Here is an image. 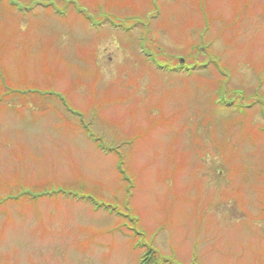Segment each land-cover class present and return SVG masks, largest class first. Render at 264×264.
<instances>
[{
  "label": "rangeland",
  "instance_id": "rangeland-1",
  "mask_svg": "<svg viewBox=\"0 0 264 264\" xmlns=\"http://www.w3.org/2000/svg\"><path fill=\"white\" fill-rule=\"evenodd\" d=\"M259 99L264 0H0V264H264Z\"/></svg>",
  "mask_w": 264,
  "mask_h": 264
},
{
  "label": "trees",
  "instance_id": "trees-1",
  "mask_svg": "<svg viewBox=\"0 0 264 264\" xmlns=\"http://www.w3.org/2000/svg\"><path fill=\"white\" fill-rule=\"evenodd\" d=\"M263 107H264V105H263ZM150 258V264H154L155 263V261H156V258L154 259V258H152V257H149Z\"/></svg>",
  "mask_w": 264,
  "mask_h": 264
}]
</instances>
